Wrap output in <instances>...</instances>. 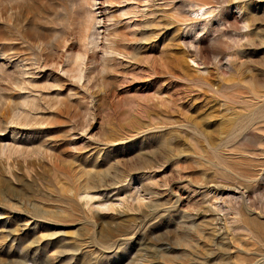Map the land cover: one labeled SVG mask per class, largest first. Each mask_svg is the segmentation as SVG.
<instances>
[{"label":"rangeland","instance_id":"1","mask_svg":"<svg viewBox=\"0 0 264 264\" xmlns=\"http://www.w3.org/2000/svg\"><path fill=\"white\" fill-rule=\"evenodd\" d=\"M0 264H264V0H0Z\"/></svg>","mask_w":264,"mask_h":264},{"label":"bare ground","instance_id":"2","mask_svg":"<svg viewBox=\"0 0 264 264\" xmlns=\"http://www.w3.org/2000/svg\"><path fill=\"white\" fill-rule=\"evenodd\" d=\"M203 7L205 8V6H203ZM203 7H202L201 9H204ZM201 12H202V11H201ZM197 13H198V12H197ZM198 15H199V14H198ZM200 15H201V14H200ZM115 51H116V50H115Z\"/></svg>","mask_w":264,"mask_h":264}]
</instances>
